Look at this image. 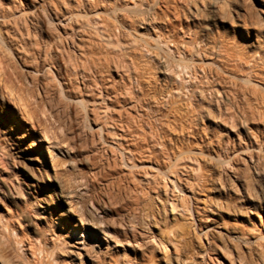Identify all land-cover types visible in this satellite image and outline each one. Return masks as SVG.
Returning a JSON list of instances; mask_svg holds the SVG:
<instances>
[{"label":"rangeland","instance_id":"rangeland-1","mask_svg":"<svg viewBox=\"0 0 264 264\" xmlns=\"http://www.w3.org/2000/svg\"><path fill=\"white\" fill-rule=\"evenodd\" d=\"M56 10L63 26L113 32L111 44L84 36L104 46L100 74L116 86L111 97L91 96L79 76L71 92L58 65L36 57L35 40L46 36L37 25L64 32ZM2 13L0 89L35 140L31 152L73 190L75 206L67 220L21 215L29 235L43 236L47 222L66 241L65 264H264V165H256L264 160V0H0ZM38 14L47 22L32 21ZM28 22L38 35L22 42ZM169 63L189 64L197 78L165 73ZM153 87L176 88L195 117L177 119ZM92 104L119 121L94 117ZM9 151L6 175L32 201L23 157ZM20 205L1 195L0 214Z\"/></svg>","mask_w":264,"mask_h":264},{"label":"bare ground","instance_id":"bare-ground-1","mask_svg":"<svg viewBox=\"0 0 264 264\" xmlns=\"http://www.w3.org/2000/svg\"><path fill=\"white\" fill-rule=\"evenodd\" d=\"M54 13V17H51L52 20L58 19L59 23H57V26L59 25L63 27L64 32L59 33L58 30V32L54 30V27L49 29L46 27L44 28V26H42L43 24H40L41 26L37 25L39 28L37 29L35 28V22L34 26L28 22L27 25L25 24L26 27L20 26L22 29L19 27L21 29V32L19 33L21 35V41L26 42V40H31L35 35H38L33 33V29L40 30L48 38H46V36L44 38L42 35H40L38 39L36 38L37 40L35 41L38 43L36 57H40V54L45 53L44 60L56 63L59 67L60 74L63 75L62 73H64L65 75L63 76L69 79L71 92H74L72 85L79 76L83 78L85 88L91 91V96H98V94H101L104 95V97H111L116 86L114 87L106 84L100 74L104 65L101 61L100 53L104 46L97 43L88 45L85 43L84 36L88 34L91 35L92 33L102 37H106L107 35V39L111 44L114 40L113 32L106 27L100 28L98 24L93 28L87 25H81L79 28H74V25L65 23L64 27L61 23V13L58 10L54 11ZM39 15L40 14H38V16L36 15V17L33 16L32 21L39 19L38 21L44 22L47 20L43 18L42 15ZM0 16L4 19L7 17V14L2 13ZM4 24L5 23L1 24L0 22V27L4 26ZM56 29L58 28L56 27ZM91 36H93V34ZM145 50L150 54L153 52L152 49L147 47H145ZM186 51L187 49H185V52ZM157 54L162 55V61L166 62V60H168L167 56H164L161 52L157 51ZM30 56L31 55L25 54L26 59L30 58ZM190 68L191 66L186 63H169L165 66V73L180 76L181 73L184 72L185 74L190 73L191 76L197 78L196 73H192ZM168 82L172 84V82ZM142 84V78H138V86L144 90ZM180 85L181 82L177 80V88H180ZM153 88L154 91H156V94L158 93L160 96L163 95V98H165L159 102L164 106H167L177 119H182L186 116H189V118L195 117L196 109L192 102H186L179 98L176 94V88L165 87L160 90L156 87ZM44 91L46 95H48L45 98L52 96L51 90L47 85H45ZM128 94L129 93H127V95ZM9 96H13L12 98L15 99L18 97L17 95L14 96L11 94ZM8 99L7 94L0 89V182L5 181V185L3 184L1 187L0 197L1 195L8 199L12 196L19 197L21 201V209L14 210L13 208L8 207L4 214H0V264H65L64 260L62 261L59 257L60 254L63 256V253L60 251V243L66 245L65 239L60 237L54 239V235L50 232L51 226H47L48 223H45L43 219H40V223H44L42 226L43 228L45 227V233L40 238L35 239L28 234L26 228L22 227V222L19 217L21 215L34 214L37 211H41L42 213H49L51 216H54V220H67L70 218V215H72L75 207L70 201H68L73 190L71 191L66 188L62 177L59 176L56 171L54 172L46 161L41 160L31 152L30 148L35 144V140H26V131L22 130L18 120L9 109ZM45 112H47V110ZM89 112H91L94 117L103 116L106 124L119 121V119L115 117L113 111L103 109L101 106H97V104H92L89 108ZM52 115L49 116L52 117ZM35 126L36 125H34V127ZM10 148L16 150L15 152L17 155L23 157L21 162L24 164L25 168L24 183L31 191V195L34 198L32 201L28 196L23 197L21 191L18 195L19 189L17 190V184L15 185L12 180L10 181L6 175L8 172L7 169L9 170ZM260 158L256 159V165L259 169H263L264 160L262 161ZM251 159L253 160V157H251ZM133 236L137 238L138 235L134 232ZM98 264H100V262ZM116 264H134V261L133 259H128L123 262L118 260L116 261Z\"/></svg>","mask_w":264,"mask_h":264}]
</instances>
